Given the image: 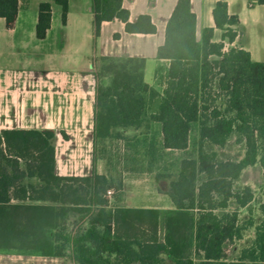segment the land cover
I'll use <instances>...</instances> for the list:
<instances>
[{
	"label": "trees",
	"instance_id": "obj_1",
	"mask_svg": "<svg viewBox=\"0 0 264 264\" xmlns=\"http://www.w3.org/2000/svg\"><path fill=\"white\" fill-rule=\"evenodd\" d=\"M254 1L264 5V0ZM122 2L91 0L95 38L101 24L114 19L129 34L156 32L148 15L130 22ZM54 3L64 25L68 0ZM17 11L18 0H0L7 28ZM212 15L221 41H213L211 28L203 29L198 40L191 0H177L156 50V86L144 81L145 58L94 59L91 176L56 175L51 130L0 132V252L30 251L65 264H264V220L249 246L233 258L225 252L227 243L241 238L238 212L253 198L249 187L235 190L234 183L246 168L264 169V62L252 61L242 48L224 50L239 26L226 2H216ZM50 23L51 4L40 3L38 40ZM192 131L197 156L181 160L175 175H154L157 182L168 181L171 209L114 204L123 190V171L116 169L129 149H143L145 172L153 173L156 152L187 149ZM232 139L243 145L242 158L220 159L214 148ZM117 141L122 148L113 146ZM98 161L105 174H97ZM107 191H113L111 199ZM73 215L85 224L74 234L65 232Z\"/></svg>",
	"mask_w": 264,
	"mask_h": 264
},
{
	"label": "crops",
	"instance_id": "obj_2",
	"mask_svg": "<svg viewBox=\"0 0 264 264\" xmlns=\"http://www.w3.org/2000/svg\"><path fill=\"white\" fill-rule=\"evenodd\" d=\"M218 1L226 2L228 13L239 19V26L235 28L237 37L232 43L225 41L224 50L242 48L249 52L252 61L264 62V5L254 0H191L197 39L203 29L211 28L213 41H221V31L215 28L212 15ZM43 2L51 4V23L45 38L38 40L35 27L38 6ZM176 2L123 0L130 22L139 15H148L156 32L129 34L125 32L124 24L114 19L103 22L99 36L95 38L91 0H68L64 25L61 9L54 0H18L13 26L7 28L4 19L0 18V132L51 130L55 133L56 175L91 176L96 88L94 59L100 56L145 58L144 81L147 83L146 72L152 63L149 69L153 83L147 84L156 86V50L164 41L165 27ZM103 169L104 164L98 161L97 174H105ZM12 203L17 201L12 200ZM0 264L65 262L59 257L13 251L0 252Z\"/></svg>",
	"mask_w": 264,
	"mask_h": 264
},
{
	"label": "rangeland",
	"instance_id": "obj_3",
	"mask_svg": "<svg viewBox=\"0 0 264 264\" xmlns=\"http://www.w3.org/2000/svg\"><path fill=\"white\" fill-rule=\"evenodd\" d=\"M150 66L152 67V63ZM149 67L146 72V81L151 84L153 81ZM155 129L156 126L152 125L151 133H154ZM127 135L130 136V133ZM196 140V133L192 131L190 144L187 149L182 151H164L163 153L157 151L153 173L145 172L146 162L143 157V149L137 153L129 149L126 160L121 161V164H118V169H116L123 171V190L119 195V202L114 204L120 207L126 206L139 209L145 207L172 208L173 205L166 195L168 181L157 182L154 179V175L158 172L175 175L181 160L197 156ZM123 144L122 141H117L113 143V146L122 148ZM214 150L217 152L219 158L223 160H239L244 154L243 145L235 142L234 139L230 140L224 148L216 147ZM99 164H103V162L99 161ZM123 168L129 171H124ZM103 170H105V167ZM234 186L235 190L249 187L253 198L247 207L239 209L238 222L239 226L243 228L241 238L226 244L225 252L228 258H233L242 248L252 243L255 236V227L264 220V208H262L264 207V169H261L259 165L246 168L239 180L234 183ZM84 225L83 220L78 215H73L65 226V232L74 234L78 229L83 228ZM158 236H162L161 232H158Z\"/></svg>",
	"mask_w": 264,
	"mask_h": 264
},
{
	"label": "built area",
	"instance_id": "obj_4",
	"mask_svg": "<svg viewBox=\"0 0 264 264\" xmlns=\"http://www.w3.org/2000/svg\"><path fill=\"white\" fill-rule=\"evenodd\" d=\"M113 194V191H107V193H106V197L108 198V199H111V195Z\"/></svg>",
	"mask_w": 264,
	"mask_h": 264
}]
</instances>
